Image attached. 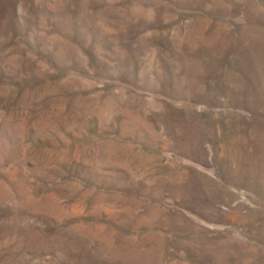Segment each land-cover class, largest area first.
<instances>
[{
  "label": "rangeland",
  "instance_id": "rangeland-1",
  "mask_svg": "<svg viewBox=\"0 0 264 264\" xmlns=\"http://www.w3.org/2000/svg\"><path fill=\"white\" fill-rule=\"evenodd\" d=\"M0 264H264V0H0Z\"/></svg>",
  "mask_w": 264,
  "mask_h": 264
}]
</instances>
